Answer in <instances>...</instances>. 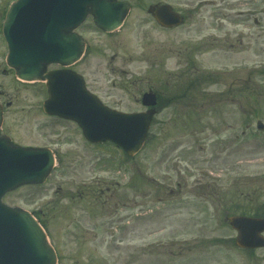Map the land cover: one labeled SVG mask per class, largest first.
<instances>
[{"label":"rangeland","instance_id":"obj_1","mask_svg":"<svg viewBox=\"0 0 264 264\" xmlns=\"http://www.w3.org/2000/svg\"><path fill=\"white\" fill-rule=\"evenodd\" d=\"M13 1L0 0L2 127L14 143L53 149L56 162L45 183L19 187L3 201L40 212L59 264H264V249L246 254L225 241L235 234L226 216L264 211V129H256L264 123V0H242L239 25L230 18L215 27L205 6V21L194 15L171 31L150 22L138 30V12L110 34L90 20L82 26V64L102 68L96 79L86 75L104 102L143 110L140 95L148 88L160 102L180 93L157 110L132 158L109 143L90 144L73 122L44 114V84L16 79L1 33ZM205 38L215 41L211 48ZM193 66L220 77L193 81ZM99 185L111 189L96 201Z\"/></svg>","mask_w":264,"mask_h":264},{"label":"water","instance_id":"obj_2","mask_svg":"<svg viewBox=\"0 0 264 264\" xmlns=\"http://www.w3.org/2000/svg\"><path fill=\"white\" fill-rule=\"evenodd\" d=\"M114 5L112 0H16L5 14L2 33L8 48L6 62L16 76L27 81H45L46 113L76 121L89 141L111 140L128 155H134L144 143L153 110L118 112L87 91L74 72H46L50 63L70 65L80 58L84 41L75 29L89 13L98 27L116 28L126 12ZM164 19L168 25L178 22L173 13ZM142 102L155 105V95L144 93ZM1 121L0 105V125ZM258 126L262 124L259 122ZM53 163L49 149L13 145L0 129V264L56 263L55 251L32 214L1 201L7 191L20 185L43 182ZM230 223L238 231L236 241L241 246L264 245L259 236L264 220L231 217Z\"/></svg>","mask_w":264,"mask_h":264},{"label":"flooded vegetation","instance_id":"obj_3","mask_svg":"<svg viewBox=\"0 0 264 264\" xmlns=\"http://www.w3.org/2000/svg\"><path fill=\"white\" fill-rule=\"evenodd\" d=\"M116 1H124L127 3L129 7L128 15L124 23L122 24V26L118 29V31L124 28V26L127 23V20L130 19V17L133 15L134 12L139 13L138 17H136L137 22L141 24L138 27V30H145L143 28V24H147V22H150L152 27L157 26L161 28L162 30L171 31V30H174L178 27L185 25L187 23V20L191 19V17L194 15L200 16L201 20L205 21V16L201 13L202 7H205V6L212 7L211 10L213 12H211L208 15V19L211 23L215 24L216 25L215 27L217 28L218 26L223 27L224 24H226L230 18L234 20L233 22H231L233 25H239L244 22L243 16L245 14V11L239 8V6L242 4V0H116ZM165 6L169 7L172 11L176 12L180 16L181 20H180L179 25L165 27L161 25L160 22L157 20V16L161 15L162 10H164V8L162 7H165ZM147 18H150V19H147ZM228 39H229L228 36H225L222 39L218 40V43H220L218 46L222 47V42L225 44L228 42ZM236 40H237L236 44L228 43V47L231 48L232 50H235L239 47L238 45L239 39L236 38ZM204 42H205L204 43L205 46H208L209 48H211L215 41L210 40V38H205ZM200 43L202 44V42ZM83 57L80 61L77 62L75 66L72 67V69L79 72V74H81L84 77L85 81L88 80L86 74H90L94 76L93 79H96L95 77L96 73L99 72L102 68L98 64L93 65V66H91L90 64L83 65L82 64ZM78 64H79L80 70L75 68ZM193 67H194V70H197L195 66ZM53 68H57V67L53 66ZM106 71H110L112 74L116 72V69L106 68ZM212 73L214 72L212 71L206 72L208 77H211ZM150 89L151 88H148V90ZM142 94L143 92L141 93L140 96H142ZM241 94H242V91H241ZM158 96L159 95H157V98ZM241 98H242V95L238 98V101H242ZM172 99L173 98L171 97L165 96V98L161 100L160 108L164 109L165 107L170 106ZM227 99L228 97L225 100ZM131 111H137V110H131ZM224 148L225 149L227 148L226 144H224ZM100 194H103L102 190H100Z\"/></svg>","mask_w":264,"mask_h":264},{"label":"trees","instance_id":"obj_4","mask_svg":"<svg viewBox=\"0 0 264 264\" xmlns=\"http://www.w3.org/2000/svg\"><path fill=\"white\" fill-rule=\"evenodd\" d=\"M34 214L36 215V217H39V213L38 212H34ZM41 223H42L43 226H45V224H44V222L42 220H41Z\"/></svg>","mask_w":264,"mask_h":264}]
</instances>
